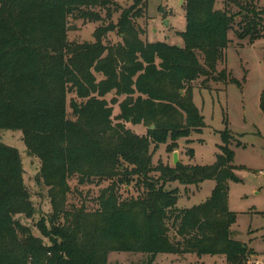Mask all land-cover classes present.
Masks as SVG:
<instances>
[{
	"label": "trees",
	"instance_id": "16d2710c",
	"mask_svg": "<svg viewBox=\"0 0 264 264\" xmlns=\"http://www.w3.org/2000/svg\"><path fill=\"white\" fill-rule=\"evenodd\" d=\"M128 2L0 0V131L21 133L27 155L40 163L36 182L47 188L51 206L35 224L39 236L16 218L31 219L35 208L20 153L0 142V264H108L111 252L145 255V264L158 254L246 264L251 254L231 232L229 183L239 181L232 136L221 134L212 165L154 164L153 155L160 145L173 153L180 140L188 145L202 132L195 82L208 90L233 81L226 69L217 71L228 33L256 40L264 9L255 0H223L221 8L217 0H184L186 30L176 47L147 43V0ZM69 17L97 23L94 42L68 41ZM113 33L119 42L104 44ZM259 103L264 114V91ZM126 124H142L146 134ZM71 179L77 186L108 182L95 208L69 207ZM207 180L215 185L205 202L177 208L173 184L187 189ZM131 187L138 195L123 197L120 189Z\"/></svg>",
	"mask_w": 264,
	"mask_h": 264
},
{
	"label": "rangeland",
	"instance_id": "374dc122",
	"mask_svg": "<svg viewBox=\"0 0 264 264\" xmlns=\"http://www.w3.org/2000/svg\"><path fill=\"white\" fill-rule=\"evenodd\" d=\"M182 1V3H180ZM223 0H217L216 7H222ZM122 6H128V0H117ZM184 0H147L146 35L147 43H164L182 47L181 34L186 30ZM259 9H264V0H255ZM236 11L235 7H232ZM118 15H114L116 21ZM168 21V25L164 21ZM240 17L236 18V22ZM97 23L83 21L76 17L68 18L67 39L70 42H94L93 32ZM237 26H234V29ZM264 28V16H263ZM230 43L225 50V57L217 67V71L226 69L233 81L223 84H210V89H201V79L195 82L193 103L203 116L205 127L199 134H192L190 144L185 140L178 142L176 151L179 161L191 165H212L220 154L223 132H228L232 139L230 149L234 153V164L239 168L235 171L238 182H230L228 190L229 211L236 214V222L231 227L232 238L247 247L251 252L246 264H264V114L260 110V95L264 91V31L262 35L249 42V39H238L233 31L228 33ZM116 34H108L103 43L117 44ZM115 94L106 96V100ZM124 97H118L121 102ZM119 113L117 105L113 106V115ZM126 127L141 135L146 134L144 125L126 124ZM0 142L18 150L23 162V181L30 194L35 215L31 219L16 217L22 224L28 226L34 236H39L35 227L42 216H48L51 206L47 196V188L36 182L39 161L29 157L21 140L19 131H0ZM192 148L193 157L187 155ZM152 150V146L150 147ZM173 152V153H174ZM173 153L166 151L165 145H160L154 151L153 163L158 161L172 166ZM74 179L70 180L71 192L67 199L69 207H80L85 202L88 209L97 206L96 197L100 188L108 185L95 182L77 186ZM215 182L207 180L198 187L187 189L177 183L179 195L177 208L187 209L205 202L211 195ZM123 197H136L134 188H121ZM46 242V241H45ZM146 256L125 252L108 254V264H145ZM155 264H226L224 257L196 255L158 254Z\"/></svg>",
	"mask_w": 264,
	"mask_h": 264
},
{
	"label": "water",
	"instance_id": "95a60500",
	"mask_svg": "<svg viewBox=\"0 0 264 264\" xmlns=\"http://www.w3.org/2000/svg\"><path fill=\"white\" fill-rule=\"evenodd\" d=\"M180 3H182V1ZM164 24L168 25V21L167 20L164 21ZM151 129H153V127H151ZM178 162H179L178 154H177V152H174L173 153V165H176Z\"/></svg>",
	"mask_w": 264,
	"mask_h": 264
},
{
	"label": "crops",
	"instance_id": "0c3cea01",
	"mask_svg": "<svg viewBox=\"0 0 264 264\" xmlns=\"http://www.w3.org/2000/svg\"><path fill=\"white\" fill-rule=\"evenodd\" d=\"M179 159V158H178ZM172 162H173V155H172Z\"/></svg>",
	"mask_w": 264,
	"mask_h": 264
}]
</instances>
